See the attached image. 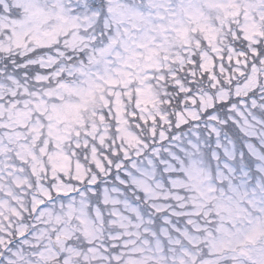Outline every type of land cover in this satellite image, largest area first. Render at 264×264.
I'll return each instance as SVG.
<instances>
[{
	"label": "snow or ice",
	"instance_id": "snow-or-ice-1",
	"mask_svg": "<svg viewBox=\"0 0 264 264\" xmlns=\"http://www.w3.org/2000/svg\"><path fill=\"white\" fill-rule=\"evenodd\" d=\"M0 264H264V0H0Z\"/></svg>",
	"mask_w": 264,
	"mask_h": 264
}]
</instances>
